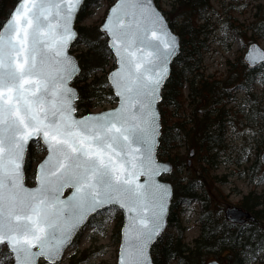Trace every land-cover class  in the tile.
I'll use <instances>...</instances> for the list:
<instances>
[{
  "label": "snow or ice",
  "instance_id": "snow-or-ice-1",
  "mask_svg": "<svg viewBox=\"0 0 264 264\" xmlns=\"http://www.w3.org/2000/svg\"><path fill=\"white\" fill-rule=\"evenodd\" d=\"M83 2L22 0L0 31V246H9L5 257L14 264L40 257L59 264L82 222L106 207L127 216L121 264H152L166 227L169 185L158 179L155 105L176 40L149 0H120L101 27L116 59L107 79L119 107L77 119L71 81L79 67L68 50ZM33 140L48 156L30 190L22 175ZM65 188L74 191L63 199Z\"/></svg>",
  "mask_w": 264,
  "mask_h": 264
},
{
  "label": "trees",
  "instance_id": "trees-1",
  "mask_svg": "<svg viewBox=\"0 0 264 264\" xmlns=\"http://www.w3.org/2000/svg\"><path fill=\"white\" fill-rule=\"evenodd\" d=\"M18 1L0 0V29ZM109 1L110 4L114 2ZM155 2L180 36V52L172 63L159 103L162 131L158 157L173 165L172 172L163 179L172 183L174 195L166 231L152 247L153 264H206L212 259L221 264H264V190L258 194L251 192L241 199L239 206L253 217L242 229L224 216L227 201L218 199L214 189L216 184L226 181L218 179L214 172L223 163H234L233 158H226V155L238 151V146L231 145L227 138L229 126H236L237 118L258 127V145L264 148V101L252 103L256 102L253 89L257 78L264 76V64H250L240 56L227 62L224 75L206 73L204 55L213 33L209 26L211 0H172L169 10L162 8V0ZM99 3L100 0L84 1L76 21L78 37L71 48L81 67L73 81L79 90L76 109L81 115L99 106L104 101V94H109L114 103L117 101L107 79V72L115 66L107 38L100 25H79ZM257 9L256 21H261L255 28H250L253 33L250 40L255 41L257 37L264 38V6L258 5ZM230 28L239 34L243 25L240 27L235 20ZM240 91L248 98L240 100L237 96ZM239 100L241 102L237 103ZM234 102L237 104L232 107ZM44 150L40 143L31 144L25 162L27 183L33 181L35 167L44 156H41ZM249 161L246 153L237 164ZM261 166L258 154L252 164L244 168V171H251L250 180L260 182L263 175L258 176L254 171H259ZM192 202H199L202 207L200 234L187 244L184 241L186 227L180 217L183 206ZM117 234L120 242V231ZM3 253L5 256L9 252L4 249ZM91 254L73 255L67 264H88Z\"/></svg>",
  "mask_w": 264,
  "mask_h": 264
},
{
  "label": "rangeland",
  "instance_id": "rangeland-1",
  "mask_svg": "<svg viewBox=\"0 0 264 264\" xmlns=\"http://www.w3.org/2000/svg\"><path fill=\"white\" fill-rule=\"evenodd\" d=\"M110 5L109 0H100L99 5L94 7L79 25L88 27L100 25L105 19ZM161 5L163 9L169 10L172 0H162ZM258 5L264 6V0H211L209 26L213 33L209 37V49L204 55L203 69L206 73L224 75L227 70V62L234 61L240 56L244 57L251 44L258 43L264 48V38L257 37L256 41L250 40V37L253 36L250 28H255L258 22L261 21H256ZM235 20L239 22L240 27L243 25V29H240L242 32H239V34L232 28L229 29L230 24ZM237 96L240 100L248 98L244 91H240ZM253 98L256 99V102H252L254 105L259 101H264L263 75L257 78L253 89ZM103 100L99 106H95L93 112L111 108L112 105L115 106L109 94H104ZM240 100L237 103L241 102ZM237 103L234 102L231 106L233 107ZM236 122L237 125H230L227 132L228 142L231 145L238 146L237 153L226 155V158H233L234 163H223L214 172V176H217L218 179L226 180L225 183L216 184L214 189L218 199H226L228 207H237L244 196L251 192L258 194L264 190V166H261L259 171H254L258 176L259 174L263 175L260 182L257 179L250 180L251 171H244V168L250 166L258 154L261 156L264 149H261V145H258L259 141L256 134L258 127L253 126L250 121H245L241 117L237 118ZM184 151L182 149V152ZM45 153L44 150L41 156ZM246 153H248L250 161L238 165L237 163L242 161ZM185 154H187V151ZM201 211L202 207L199 202H192L182 208L180 219L182 225L186 227L184 241L187 244H191L200 234L199 216ZM121 225V213L115 208L93 217L72 247L67 250L59 264H67L71 256L80 255L83 252L92 253L88 264H116L120 243L118 242L117 233L120 231ZM4 248L0 249V264H12L10 259L4 256ZM171 264H176V262ZM249 264H255V262Z\"/></svg>",
  "mask_w": 264,
  "mask_h": 264
},
{
  "label": "water",
  "instance_id": "water-1",
  "mask_svg": "<svg viewBox=\"0 0 264 264\" xmlns=\"http://www.w3.org/2000/svg\"><path fill=\"white\" fill-rule=\"evenodd\" d=\"M85 1V0H84ZM149 2L152 4V6L158 10V12L160 14L163 15V18L165 19L166 21V24H165V28L166 30L169 32V35L174 37L175 40H176V43H177V51L173 54V56L170 58V62H169V71H168V74H167V78L166 80L163 82L162 86H161V89H160V95L162 97V88L164 86V84L166 83L167 79L169 78L170 74H171V69H172V63L174 61V59L178 56L179 52H180V36L171 28L170 24H169V21L168 19L166 18L165 14L163 13V11L157 6L155 0H149ZM22 3V0H19L17 2V4L15 5V7L12 9L11 13L9 14L8 18L5 20V22L10 18V15L21 5ZM84 3V2H83ZM120 3V0H115V2L109 7L108 11H107V14L105 16V18L108 16L109 14V10L115 6V5H118ZM80 12V11H79ZM79 14V13H78ZM78 16V15H77ZM77 16L75 17V20H74V32L76 33V37L74 38L73 42L71 43L70 45V48H69V52H70V55L74 58V63L78 64V67H79V71H78V74L77 76L80 74V71H81V67H80V64H79V59L77 58L76 54H74L72 51H71V47H72V44L75 42V40L77 39L78 37V30L76 28V20H77ZM105 19L103 20V22L100 24V30H101V27H102V24L104 23ZM4 22V23H5ZM3 23V25H4ZM2 25V26H3ZM3 30V27H1L0 31ZM107 43H108V46L110 44V40L109 38L107 37ZM114 55V54H113ZM115 57V56H114ZM245 59L250 62V63H256V64H262L264 63V48H262L258 43H254V44H251L250 47H248L247 49V52L245 54ZM116 60V59H115ZM117 67V64L116 66L111 69L108 74H107V77L109 76V74L114 71ZM76 76V77H77ZM74 77L73 80L71 81V85L73 87V89L76 91V93L78 94V99H79V90L78 88L73 84V81L74 79L76 78ZM108 82L110 83V81L108 80ZM113 93H114V90L113 88H111ZM115 95V94H114ZM118 102H117V105L111 109H105V110H102V111H98V112H91V113H87V114H84L82 116H79L77 114V110H76V113H75V118L77 119H81L85 116H89V115H98V114H101L103 112H106V111H112L116 108L119 107V98L116 97ZM78 99L75 101V103L78 101ZM162 98L160 100L157 101L156 105H155V108L158 112V119H159V125H160V136H159V139H158V144H157V148L155 150V156H156V161L157 163L161 166V169H162V174L161 176L158 178L161 182H165L167 185H169V198H170V204H169V209H168V212H167V217H166V227L165 229L163 230L162 232V235L163 233L165 232L166 228H167V224H168V216H169V212H170V207H171V203H172V199H173V194H174V189H173V185L170 181L168 180H164L162 177L167 175V174H170L173 170V165L170 161H164V160H160L159 157H158V147H159V144H160V137H161V131H162V125H161V113H160V109H159V103L161 102ZM35 142L34 140L33 141H30L29 144L26 146V152H25V161H26V156H27V152H28V149L29 147L31 146V144ZM43 147L45 148L46 150V154L44 155V157L38 162V164L36 165V168H35V176H34V184L33 185H29L26 183V172H25V162L23 164V175H22V181H23V186L27 189H30V190H35L39 187V182H38V179H37V170H38V167L40 165V163L48 156V150H47V147L46 145L43 144V142H40ZM193 155V150L191 151V154L190 156ZM261 161L264 165V150L263 152L261 153ZM144 177H140V180L143 181ZM74 191V189H71V188H65L63 193L61 194V198L63 199H66L68 196L71 195V193ZM112 207H115V208H118V206H111L110 208ZM109 209L108 207H106V209L104 210H101L98 214H100L101 212L105 211ZM122 212V211H121ZM98 214H95L93 215L91 218H93L94 216L98 215ZM122 215H123V223H122V226H121V230H120V244H119V249H118V256H117V263L116 264H121V254H122V251H123V248L122 246L124 245L125 243V239H126V236L125 234L128 232V229L125 227L126 223H127V216H126V213L125 212H122ZM226 215L228 218H230L231 220L233 221H243L245 218H247L249 216V213L246 212V211H241L239 210L237 207L233 206V207H228L226 209ZM90 219L86 220L85 222H82V227H80L78 229V234H75L74 235V238L72 240V243L67 246L63 252H62V257H57V260L59 262L62 261V259L64 258L67 250L73 245L74 241L76 240V238L78 237L79 233L82 231V229L86 226V224L89 222ZM161 235V236H162ZM160 236V237H161ZM159 237V238H160ZM157 241V240H156ZM155 241V242H156ZM154 242V243H155ZM6 247V249L8 250L9 252V246L8 245H4ZM1 247V246H0ZM153 247V246H152ZM14 255V254H12ZM13 261V259H12ZM41 261H45L49 264H53V261L49 260L47 257H40L38 258V264H40ZM151 262L153 264V259H152V248H151ZM14 264V261L13 263ZM206 264H220V262H218V260H210L209 262H207Z\"/></svg>",
  "mask_w": 264,
  "mask_h": 264
},
{
  "label": "flooded vegetation",
  "instance_id": "flooded-vegetation-1",
  "mask_svg": "<svg viewBox=\"0 0 264 264\" xmlns=\"http://www.w3.org/2000/svg\"><path fill=\"white\" fill-rule=\"evenodd\" d=\"M227 205H226V207L224 208V216L230 221V222H232V224H234L235 226H240L242 229H244L248 224H249V222H250V220H253V217H247V218H245L243 221H233V220H231L230 218H228L227 217V215H226V209H227ZM236 207V206H235ZM237 208L239 209V210H243L240 206H237ZM41 264H45V262H42Z\"/></svg>",
  "mask_w": 264,
  "mask_h": 264
}]
</instances>
